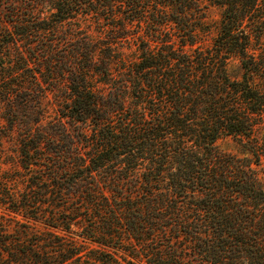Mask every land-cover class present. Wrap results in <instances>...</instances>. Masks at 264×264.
<instances>
[{
	"label": "trees",
	"instance_id": "16d2710c",
	"mask_svg": "<svg viewBox=\"0 0 264 264\" xmlns=\"http://www.w3.org/2000/svg\"><path fill=\"white\" fill-rule=\"evenodd\" d=\"M0 121V264H264V0H0Z\"/></svg>",
	"mask_w": 264,
	"mask_h": 264
},
{
	"label": "rangeland",
	"instance_id": "374dc122",
	"mask_svg": "<svg viewBox=\"0 0 264 264\" xmlns=\"http://www.w3.org/2000/svg\"><path fill=\"white\" fill-rule=\"evenodd\" d=\"M205 20L208 24V30L203 36V42L205 44L210 43L211 38L215 35L217 30V23L220 18L221 8L217 5H209L206 9ZM227 72L230 76L237 77L240 75L241 69L235 59H231L227 64ZM53 112L50 110V115ZM2 122V121H0ZM0 129V135H1ZM218 147L222 151L238 153L235 144L230 139H223L217 141ZM15 138L11 136H5L0 138V221L5 224L9 231H16L20 227L16 225L15 221H22V215L12 212L9 209L5 208L2 203V199L6 194L3 189L4 184L7 186L13 187L11 190H14L17 193V190L21 191L24 188V182L22 181V176L20 173L21 167H17L13 162L17 160ZM17 196V194H16ZM31 228L30 230H45V224L40 222L32 221L29 223ZM17 226V227H16ZM63 234L66 238L79 239L80 243H83L81 238L77 235H73L68 231H58Z\"/></svg>",
	"mask_w": 264,
	"mask_h": 264
}]
</instances>
